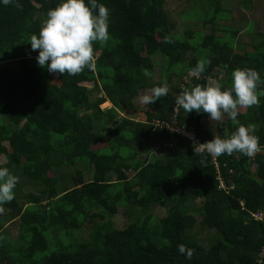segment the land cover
<instances>
[{"label":"trees","instance_id":"obj_1","mask_svg":"<svg viewBox=\"0 0 264 264\" xmlns=\"http://www.w3.org/2000/svg\"><path fill=\"white\" fill-rule=\"evenodd\" d=\"M189 1L181 34L165 0H100L111 38L93 45L96 70L59 77L37 65L28 42L61 0L0 5V167L19 177L15 198L0 205V264H264V85L239 124L179 108V125L203 143L240 125L258 138L254 157H218L225 189L208 154L184 137L165 149L172 135L151 123L167 119L185 89L209 81L229 88L235 69L264 78V0H241V10L259 3L263 13L261 28L247 21L244 32L226 24L234 10L224 0ZM199 62L205 71L196 76ZM162 85L167 96L140 103ZM106 101L111 107L100 108ZM23 180L34 189L23 191ZM195 228L213 238L203 242ZM179 245L193 250L191 259Z\"/></svg>","mask_w":264,"mask_h":264},{"label":"clouds","instance_id":"obj_2","mask_svg":"<svg viewBox=\"0 0 264 264\" xmlns=\"http://www.w3.org/2000/svg\"><path fill=\"white\" fill-rule=\"evenodd\" d=\"M11 4L20 7L19 0H0V5ZM109 23L110 9L100 0H61L55 8L49 9L38 34L31 35L28 43L32 51H38L37 65L50 74L59 77L64 74L74 76L85 69L94 72L97 64L93 45L104 46L110 40ZM165 42L170 41L165 38ZM204 71L205 64L199 62L193 75L198 76ZM144 75L150 76L151 73L145 70ZM231 75L229 88L224 89L220 83L209 81L206 86L185 89L175 98L176 105L186 113L207 114L210 121L222 122L227 116L234 124H239L240 108L259 106L257 89L264 85V78L251 68L235 69ZM168 91L166 85L153 87L150 94L139 97L140 103L154 104L167 96ZM170 130L173 129L170 127ZM202 144L213 158L234 152L251 158L260 150L258 138L243 125L228 138L214 137ZM18 182V176L7 167H0V205L15 198L14 189ZM178 251L188 259L193 255V250L184 245H179Z\"/></svg>","mask_w":264,"mask_h":264},{"label":"rangeland","instance_id":"obj_3","mask_svg":"<svg viewBox=\"0 0 264 264\" xmlns=\"http://www.w3.org/2000/svg\"><path fill=\"white\" fill-rule=\"evenodd\" d=\"M193 2V1H192ZM192 2L189 0H165L166 3V8L169 10L171 16L173 19L177 20V30L179 33L182 34V29L187 24V21H183L182 19H179L178 16L182 13L183 9H186L188 6L192 5ZM205 2L199 1V5L203 6ZM254 4H257L254 2ZM259 3L252 8L253 10L251 11H244L241 10L243 5L241 4V0H224L223 6L226 8H232L234 10L233 13V21L232 22H226L227 25H234V26H241L242 32H244V26L246 25L247 21H252L254 25L255 30H259L261 28V17L262 16V11L260 10V7L258 6ZM188 7V9H189ZM158 59H160L158 57ZM11 60V59H10ZM8 61L2 62V65L7 64ZM190 71L187 72V74L190 75ZM159 72L153 74V80H158ZM55 82H58L57 79H54ZM88 88H91V83L87 84ZM135 104H138L137 101H135ZM111 103L109 101L104 102L103 104L100 105V108H108L111 107ZM240 112H244L245 108H240ZM119 118H122L123 116H130L131 118L135 120H144V116L142 113H131V112H120L119 111ZM7 162V159L1 155L0 156V164H5ZM69 173V169L67 168H62L60 169V176L67 177L66 175ZM34 186L28 181V180H23V191H28V190H33ZM156 216L160 217L164 214V211L160 208H156L154 210V213ZM123 217L121 216L120 213L116 214L113 218L114 224L116 227H121L124 223ZM194 232L197 233V237L200 238L203 242L208 243L210 239L213 238V231L207 230V229H199L195 228ZM16 231L12 232V235L15 236Z\"/></svg>","mask_w":264,"mask_h":264},{"label":"built area","instance_id":"obj_4","mask_svg":"<svg viewBox=\"0 0 264 264\" xmlns=\"http://www.w3.org/2000/svg\"><path fill=\"white\" fill-rule=\"evenodd\" d=\"M178 113H179V107L177 105L174 106L172 113L169 115L167 119H155L153 120L152 126L153 129L159 128L162 130H165L166 132L170 133L172 135V139L170 142H167L163 145L165 149L173 147V145L178 141L179 138L184 137L187 138L190 143L195 146V149L199 153H205L206 150L204 149L203 142L199 139V137L196 135L193 127L191 126H180L178 122ZM170 127L173 130H170ZM191 137V138H190ZM159 146H156L155 149L157 150ZM211 159V163L214 165L216 171H217V179L219 180V188L225 189V183L223 182V179L221 178L219 174V162L218 157L213 158L210 154H208Z\"/></svg>","mask_w":264,"mask_h":264}]
</instances>
